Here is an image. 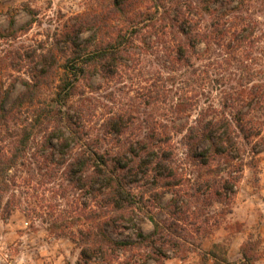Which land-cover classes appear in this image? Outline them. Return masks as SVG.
I'll list each match as a JSON object with an SVG mask.
<instances>
[{"label": "trees", "instance_id": "obj_1", "mask_svg": "<svg viewBox=\"0 0 264 264\" xmlns=\"http://www.w3.org/2000/svg\"><path fill=\"white\" fill-rule=\"evenodd\" d=\"M55 40L4 53L26 72L0 85V215L38 212L75 264H252L259 241L200 242L264 150V0H88Z\"/></svg>", "mask_w": 264, "mask_h": 264}, {"label": "rangeland", "instance_id": "obj_2", "mask_svg": "<svg viewBox=\"0 0 264 264\" xmlns=\"http://www.w3.org/2000/svg\"><path fill=\"white\" fill-rule=\"evenodd\" d=\"M88 0H0V32H8L13 20V37L0 38V85H7L16 78V84L9 96L11 102L22 90L19 77L24 76L25 67L19 72V62H12L4 56L5 52L23 50L27 47H54L56 37L70 17L83 11ZM28 69V68H27ZM258 168L252 171L246 168L238 183V191L231 203V212L220 216L221 205L210 208L217 222L211 233L202 238L200 245L204 250H214L219 257L228 261L241 258L240 246L246 241H259L258 258L252 264H263L264 257V150L259 154ZM31 197H29L30 199ZM170 198L165 194L162 204ZM33 205V200L30 199ZM142 211L152 209L151 203ZM30 209V208H29ZM40 214L36 211L24 213L16 209L11 215H0V264H75L78 249L65 237L57 238L47 230ZM160 217H164L162 213ZM139 224L144 232L152 230V224L141 212ZM121 239L133 236L132 230L119 235ZM172 255V253H170ZM130 256L127 254L126 258ZM134 264H143L138 254L134 256ZM174 259L173 261H168ZM165 260L169 264H201L200 256L195 252L187 253L184 258L171 257ZM257 261V262H256ZM212 258L207 264H212ZM146 264H155L148 261Z\"/></svg>", "mask_w": 264, "mask_h": 264}, {"label": "crops", "instance_id": "obj_3", "mask_svg": "<svg viewBox=\"0 0 264 264\" xmlns=\"http://www.w3.org/2000/svg\"><path fill=\"white\" fill-rule=\"evenodd\" d=\"M174 259H169L168 261H173ZM260 261H262V263L264 264V257L263 258H260ZM257 262V261H256ZM166 264H169L166 262ZM254 264H257V263H254Z\"/></svg>", "mask_w": 264, "mask_h": 264}]
</instances>
